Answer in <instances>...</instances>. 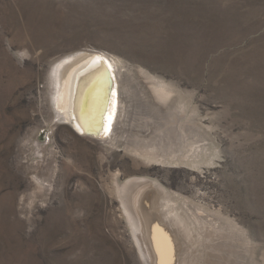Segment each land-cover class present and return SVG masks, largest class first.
I'll return each mask as SVG.
<instances>
[{
  "label": "rangeland",
  "instance_id": "obj_1",
  "mask_svg": "<svg viewBox=\"0 0 264 264\" xmlns=\"http://www.w3.org/2000/svg\"><path fill=\"white\" fill-rule=\"evenodd\" d=\"M82 52L130 67L104 140L53 103ZM132 178L170 193L149 209L177 264H264V0H0V264H147Z\"/></svg>",
  "mask_w": 264,
  "mask_h": 264
},
{
  "label": "bare ground",
  "instance_id": "obj_2",
  "mask_svg": "<svg viewBox=\"0 0 264 264\" xmlns=\"http://www.w3.org/2000/svg\"><path fill=\"white\" fill-rule=\"evenodd\" d=\"M104 59L106 60L105 55H100V56L96 54L89 55L82 52L81 54L69 56L64 60L60 61L59 63L54 65L51 72V82H52V87L54 88L53 103L57 110L58 119L62 123L71 124L73 128H75L82 134L83 133L87 134L89 138L95 137L103 140L104 138L106 139V137L109 135L111 125L113 124L112 120H114L113 118L115 113L114 112L115 104L113 103V97L115 95V90H116L115 88L116 81L114 76L112 75L116 73L118 75L117 76L118 78L127 71H129L130 68L129 66L124 65L121 60H116L113 58L112 60H110L109 63L110 66H109ZM109 72L113 73L111 77L110 75H108ZM153 80L154 79H152V81ZM155 90L158 99L165 101L168 98L167 93L166 91H164L163 87H159V88L156 87ZM123 95L124 97H126L124 93ZM109 114H110V119H109ZM125 115H126V108L124 107L119 108L117 119L113 124L114 128L117 125L118 121L121 123L122 126V124L124 123L123 121L125 120L124 119ZM92 140H94V138ZM154 152L157 153L158 151L156 150L149 151V149L148 150L142 149V152H138V154H142L143 156L148 158H154L158 161L162 160V162L163 160L164 161L166 160V158L161 159L163 155L161 156L155 155ZM117 191L122 203L123 210L127 216L130 228L132 230V234L136 240L139 250L143 255L142 257H144V260L147 262V264H177L178 261L176 260V258L173 259L170 255H168L167 253L168 249L166 250V248L163 247L162 243L164 241L160 237L159 229L156 230V217L155 215L150 214L151 208L149 209L154 199H156L155 198L156 196H165L166 198L167 194L170 193H167L157 182L151 181L146 178H132L128 180L126 183H124V185L122 184V186L119 187ZM176 217L178 218L177 215ZM185 224L188 225L187 223ZM175 226L176 225H174V227ZM204 227L205 226H203V228ZM170 228L171 230L174 229V228L172 229V227H169L168 229Z\"/></svg>",
  "mask_w": 264,
  "mask_h": 264
}]
</instances>
